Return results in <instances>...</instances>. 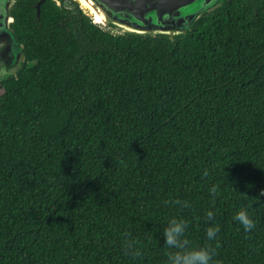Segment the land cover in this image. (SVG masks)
I'll list each match as a JSON object with an SVG mask.
<instances>
[{
    "label": "trees",
    "instance_id": "1",
    "mask_svg": "<svg viewBox=\"0 0 264 264\" xmlns=\"http://www.w3.org/2000/svg\"><path fill=\"white\" fill-rule=\"evenodd\" d=\"M39 1L13 6L27 62L0 82V264H166L167 221L200 245L208 211L213 264H264V0H227L174 38L64 0L38 17Z\"/></svg>",
    "mask_w": 264,
    "mask_h": 264
},
{
    "label": "water",
    "instance_id": "2",
    "mask_svg": "<svg viewBox=\"0 0 264 264\" xmlns=\"http://www.w3.org/2000/svg\"><path fill=\"white\" fill-rule=\"evenodd\" d=\"M44 1L40 0L36 5L38 17ZM226 1L64 0L63 4L74 13L80 7L95 24L120 34L165 35L174 38L191 32L202 16L220 8ZM15 2L0 0V82L17 77L27 62L25 44L12 26Z\"/></svg>",
    "mask_w": 264,
    "mask_h": 264
},
{
    "label": "clouds",
    "instance_id": "3",
    "mask_svg": "<svg viewBox=\"0 0 264 264\" xmlns=\"http://www.w3.org/2000/svg\"><path fill=\"white\" fill-rule=\"evenodd\" d=\"M203 175L207 177L209 175L208 171L205 170ZM209 192L215 197L219 192V185L212 184ZM172 203L182 210L189 207L188 201L176 199ZM206 217L209 222L206 228L207 242L200 245L193 243L188 238L189 223L187 220L179 216H172L167 221V226L163 230L164 244L167 249L165 253L166 264H213V258L217 255L214 242L217 240L220 228L212 222L214 218L212 211H208ZM234 219L242 226L245 232H251L256 226L247 207H241L235 213ZM122 247L126 254L134 258L139 259L143 255L142 246L131 233L123 235ZM216 264H219V262L217 261Z\"/></svg>",
    "mask_w": 264,
    "mask_h": 264
},
{
    "label": "rangeland",
    "instance_id": "4",
    "mask_svg": "<svg viewBox=\"0 0 264 264\" xmlns=\"http://www.w3.org/2000/svg\"><path fill=\"white\" fill-rule=\"evenodd\" d=\"M116 31V30H115ZM117 32V31H116ZM118 33V32H117Z\"/></svg>",
    "mask_w": 264,
    "mask_h": 264
},
{
    "label": "flooded vegetation",
    "instance_id": "5",
    "mask_svg": "<svg viewBox=\"0 0 264 264\" xmlns=\"http://www.w3.org/2000/svg\"><path fill=\"white\" fill-rule=\"evenodd\" d=\"M59 2V1H58ZM60 3V2H59Z\"/></svg>",
    "mask_w": 264,
    "mask_h": 264
}]
</instances>
